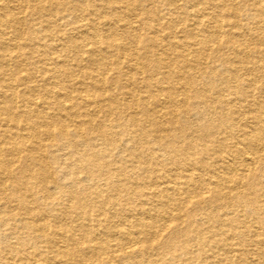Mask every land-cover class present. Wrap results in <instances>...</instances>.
Returning <instances> with one entry per match:
<instances>
[{
	"label": "bare ground",
	"instance_id": "6f19581e",
	"mask_svg": "<svg viewBox=\"0 0 264 264\" xmlns=\"http://www.w3.org/2000/svg\"><path fill=\"white\" fill-rule=\"evenodd\" d=\"M188 1L0 0V264H264V0Z\"/></svg>",
	"mask_w": 264,
	"mask_h": 264
},
{
	"label": "rangeland",
	"instance_id": "374dc122",
	"mask_svg": "<svg viewBox=\"0 0 264 264\" xmlns=\"http://www.w3.org/2000/svg\"><path fill=\"white\" fill-rule=\"evenodd\" d=\"M194 1H192V0H190V1H188V3H193ZM182 4H183V2H181L180 3V6H182ZM165 7H166V4L164 3V2H160V3H158L157 4V9L159 10V9H165ZM183 7H181V10H178V12H177V14L176 15H178V16H181L182 17V20H184V22H188V19L186 18V16L185 15H183L182 14V12H183ZM160 13H161V11H160ZM205 19V18H204ZM191 22V21H190ZM189 23V22H188ZM246 45L247 46H250V47H257V46H261L257 41H255V40H248L247 42H246ZM223 52H225V53H230L231 52V50H229L228 49V47H226L225 49H223ZM110 91H114V92H121V90L120 89H110L109 88V92ZM138 92H140V91H138ZM161 120H162V122L164 123H168V121H167V118L166 117H161ZM99 121H100V117L97 115L96 117H95V122H97V123H99ZM164 170V172H167L168 171V168H165V169H163ZM167 170V171H166Z\"/></svg>",
	"mask_w": 264,
	"mask_h": 264
}]
</instances>
